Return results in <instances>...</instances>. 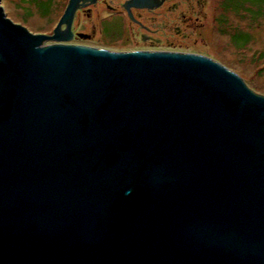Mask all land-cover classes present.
Segmentation results:
<instances>
[{
  "label": "water",
  "instance_id": "water-1",
  "mask_svg": "<svg viewBox=\"0 0 264 264\" xmlns=\"http://www.w3.org/2000/svg\"><path fill=\"white\" fill-rule=\"evenodd\" d=\"M80 2L49 37L0 0V264H264V96L201 55L45 45Z\"/></svg>",
  "mask_w": 264,
  "mask_h": 264
},
{
  "label": "rangeland",
  "instance_id": "rangeland-1",
  "mask_svg": "<svg viewBox=\"0 0 264 264\" xmlns=\"http://www.w3.org/2000/svg\"><path fill=\"white\" fill-rule=\"evenodd\" d=\"M69 1L1 0V3L7 17L38 35L52 37ZM168 1L170 7H165L157 16L159 23L168 19L175 21L177 16L185 14L183 19H198L204 24L191 41L153 48L139 40H128L123 34L127 20L123 13H112L104 2L97 3L93 7L94 12L85 11L88 6L84 5L92 0H81L82 9H78L80 14L75 15V21L69 22L71 26L67 35L60 36L58 41L46 40L44 43L113 51L161 50L201 55L219 62L238 75L250 90L264 96V2L261 8L258 7L260 5L252 8L251 17L249 13L245 14L246 10L225 15L223 0H187L186 4L184 0ZM251 1L254 3L258 0ZM67 26L64 23L62 29L67 30ZM94 27L97 28L95 33Z\"/></svg>",
  "mask_w": 264,
  "mask_h": 264
},
{
  "label": "flooded vegetation",
  "instance_id": "flooded-vegetation-1",
  "mask_svg": "<svg viewBox=\"0 0 264 264\" xmlns=\"http://www.w3.org/2000/svg\"><path fill=\"white\" fill-rule=\"evenodd\" d=\"M156 1L157 6L145 9L135 7L136 2L134 0H97L95 2L92 1L84 6H88L85 11L94 12L93 7L96 6L97 3L104 2L107 4V7L112 13H123L127 18V20H125V26L123 30L124 36L127 37L128 40H139L143 44H150V46L153 48L158 46L168 47L170 45H176L178 43L180 44L189 40L191 41V38L196 35V32L200 31V29L204 27V24H201L198 19L195 21L183 19L185 18V14H182V16H177L175 21L174 19H168V21L162 20L159 23V17L157 16L161 15L160 12H162L165 7H170L168 4L170 1ZM186 1L187 0H184V3ZM175 6L177 5H174V7ZM81 7L80 9H82ZM168 12L170 13L172 11ZM79 14L80 10H77L73 16V21H75V15L78 16ZM72 27L74 28V22ZM62 28L60 32L68 33L70 31V28H67L68 30H64ZM94 29L95 33L97 28L94 27Z\"/></svg>",
  "mask_w": 264,
  "mask_h": 264
},
{
  "label": "trees",
  "instance_id": "trees-1",
  "mask_svg": "<svg viewBox=\"0 0 264 264\" xmlns=\"http://www.w3.org/2000/svg\"><path fill=\"white\" fill-rule=\"evenodd\" d=\"M263 2H264V0H260V2L258 0V1H255L254 3L251 0H246V1H240V0H223L222 1V10L224 9L223 11H224V14L225 15L227 13L232 12V11L238 13V12H244V10H246L245 11L246 12L245 14L249 13V15L252 17V15H253L252 8L255 7V6H258V5H260L258 7L261 8ZM236 34H234V36Z\"/></svg>",
  "mask_w": 264,
  "mask_h": 264
},
{
  "label": "bare ground",
  "instance_id": "bare-ground-1",
  "mask_svg": "<svg viewBox=\"0 0 264 264\" xmlns=\"http://www.w3.org/2000/svg\"><path fill=\"white\" fill-rule=\"evenodd\" d=\"M65 35H67V32H61L60 33V36L62 37V36H65Z\"/></svg>",
  "mask_w": 264,
  "mask_h": 264
}]
</instances>
